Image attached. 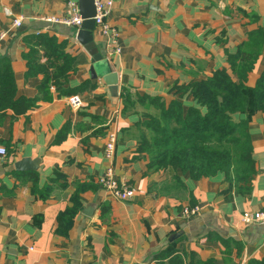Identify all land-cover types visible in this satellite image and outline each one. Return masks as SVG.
Listing matches in <instances>:
<instances>
[{
	"label": "crops",
	"instance_id": "1",
	"mask_svg": "<svg viewBox=\"0 0 264 264\" xmlns=\"http://www.w3.org/2000/svg\"><path fill=\"white\" fill-rule=\"evenodd\" d=\"M111 1L106 23L117 31L119 54L110 56L95 27L92 33L117 75L115 97L101 79H89L91 58L75 39L78 30L41 20L61 15L65 0H0V33H6L0 55L10 62L16 97L36 95L41 77L25 79L22 53L24 37L38 32L54 37L73 58L64 88H79L81 100L75 110L69 97L57 99L50 87L48 100L22 115L8 111L0 121V147L9 151L0 157V264H157L154 255L166 248L184 253L190 264L264 259V225L240 222L244 211L264 209V112L233 117L247 122L257 170L246 191L229 187L222 175L194 181L170 169H147L129 135L138 117L121 114L123 94L134 104L143 96L167 104L174 86L204 81L220 69L230 74L227 55L239 48L257 54L245 83L253 88L264 72V0ZM14 19L21 24L12 30ZM258 28L262 38H249ZM67 123L69 132L56 142ZM109 132L117 135L114 174L130 183L133 197L120 202L107 190L85 189L79 201L82 210L93 206L92 216L80 212L66 236L55 234L56 216L71 206L76 186L96 184L110 165L103 156ZM23 158L39 159L38 170L15 171ZM191 200L198 212L185 215ZM102 206L107 211L101 216Z\"/></svg>",
	"mask_w": 264,
	"mask_h": 264
},
{
	"label": "trees",
	"instance_id": "2",
	"mask_svg": "<svg viewBox=\"0 0 264 264\" xmlns=\"http://www.w3.org/2000/svg\"><path fill=\"white\" fill-rule=\"evenodd\" d=\"M262 35V29L258 28L249 34V38H262ZM23 43L25 51L22 59L26 66L24 77L40 76L41 80L33 98H17L10 62L0 59V121L8 111L14 116L22 115L35 108L37 102L48 100L50 87L54 88L57 99L73 96L79 90L64 88L74 60L54 37L35 32L24 37ZM256 56L254 52L239 48L236 54L227 55L230 74L226 69H220L204 81L174 86L170 91H173L175 98L167 104L161 97L137 98V105L147 109L143 116L137 115L129 96L121 95L124 103L121 114L132 112L138 117L133 125L139 132L136 153L148 157L147 169H170L187 174L194 181L222 175L223 182L228 183L229 187L247 190L246 186L252 182L257 170L252 158L247 122H235L233 117L246 110L264 112V72L253 88L245 85ZM149 109L154 110V113L147 112ZM141 125L150 132L149 137L140 128ZM70 127L69 123L65 124L57 134L56 142L65 138ZM55 176L61 177L58 174ZM28 179L32 183V192H37L36 174H29ZM85 189L96 193L101 188L97 183L77 185L70 197L71 206L56 216L55 234L67 235L73 220L82 210L79 193ZM193 207L191 200L189 208ZM106 211L107 207L102 206L101 216ZM153 259L157 264H190L184 253L167 248L156 253ZM247 264H264V259L250 260Z\"/></svg>",
	"mask_w": 264,
	"mask_h": 264
},
{
	"label": "built area",
	"instance_id": "3",
	"mask_svg": "<svg viewBox=\"0 0 264 264\" xmlns=\"http://www.w3.org/2000/svg\"><path fill=\"white\" fill-rule=\"evenodd\" d=\"M95 7V15L92 18L94 21L95 29L97 33L105 39V46L107 53L110 56L119 54L120 45L118 40L117 31L109 27L106 23V19L112 8L111 0H93ZM43 22L49 25H60L70 29L79 30L83 22L78 7V0H65L63 13L59 16H47L41 19ZM21 20L14 19L11 23L12 30L20 27ZM6 36L5 32L0 33V40ZM69 105L77 110L81 107V100L77 95H73L68 98ZM117 141V135L115 132H109L106 135V143L104 146L103 156L105 160L110 162V165L106 168L102 176L98 179L97 184L101 189L110 192L111 196L120 201L126 202L133 197L134 189L129 185L125 179L117 178L114 174L112 167V161L115 155V145ZM0 157H6V150L0 147ZM198 212L197 207L192 209H185L183 213L185 215H195ZM240 222L244 225H250L254 223H260L264 225V209L258 211H244L241 214Z\"/></svg>",
	"mask_w": 264,
	"mask_h": 264
},
{
	"label": "water",
	"instance_id": "4",
	"mask_svg": "<svg viewBox=\"0 0 264 264\" xmlns=\"http://www.w3.org/2000/svg\"><path fill=\"white\" fill-rule=\"evenodd\" d=\"M79 13L83 20L80 29L76 33V41L88 53L91 58V66L88 70V77L91 80L101 79L103 84L108 88L111 96H118L117 93V75L112 71L109 61L105 59L97 49L93 40L95 7L93 0H78ZM3 56L0 55V59ZM39 167V159L23 158L17 161L13 168L17 172L37 171ZM94 208L91 204L87 205L81 214L90 218Z\"/></svg>",
	"mask_w": 264,
	"mask_h": 264
},
{
	"label": "rangeland",
	"instance_id": "5",
	"mask_svg": "<svg viewBox=\"0 0 264 264\" xmlns=\"http://www.w3.org/2000/svg\"><path fill=\"white\" fill-rule=\"evenodd\" d=\"M134 105H135V107H134L135 111L138 113L137 115H139V116L142 115L143 116V114L146 113L145 112V110H147L146 107L138 106L136 103ZM147 112L154 113V110H150L149 109ZM140 128L142 130L146 131V135H148V137H149L150 132L145 128V126L141 125ZM138 133L139 132L137 131V129L135 127H133L132 132L129 133L130 138L135 139L137 141ZM144 156L146 157V159L148 158L145 154H144ZM237 187H239V185H237Z\"/></svg>",
	"mask_w": 264,
	"mask_h": 264
}]
</instances>
